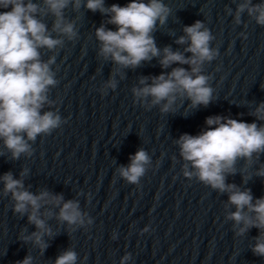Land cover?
Masks as SVG:
<instances>
[{
  "label": "water",
  "instance_id": "95a60500",
  "mask_svg": "<svg viewBox=\"0 0 264 264\" xmlns=\"http://www.w3.org/2000/svg\"><path fill=\"white\" fill-rule=\"evenodd\" d=\"M129 2L105 0V6ZM163 2L172 14L153 33L160 49L171 46L183 52L187 45H178L175 40L184 35V26L197 20L203 21L215 36L211 46L218 48L219 56L204 65V74L212 76L209 83L215 99L186 116L189 101L182 105L178 100L176 112L168 114L160 113L159 106L146 111L134 104L131 89L139 86L141 76L171 71V67L162 69L157 58L134 70L125 69V79L117 76L115 91L109 89L107 95H102L99 88L114 65L97 56L94 32L107 17L83 7L78 13L71 7L66 9V17L77 19L79 38L66 41L57 55L52 67L55 71L59 66V83L51 89L50 98L57 100L52 110L58 109L67 123L51 135L38 136L31 157L13 161L4 149L0 176L10 171L19 179L27 167L24 184L26 188L31 186L28 190L38 194L47 189L62 194L65 200H79L93 224L69 234L66 225L54 218L48 220L56 235L45 237L49 247L41 255L31 243L19 239L22 229L27 228L26 234H30L35 226L28 223L26 215L13 213L10 196H0V264H16L28 254L34 257L33 264H54L56 257L70 247L78 254L77 264H120L126 252L132 254L126 264H264V257L254 255L250 249L259 230L252 228L244 237L235 236L233 222L225 221L227 194L185 178L179 147L174 143L184 133L199 134L209 116L255 121L248 113L264 102V27L246 14L242 24L235 25L233 17L225 12L226 7L235 10L233 0ZM9 10L0 8V12ZM51 21L52 17L45 18L49 28ZM106 27L116 30L114 25ZM242 32L246 38L240 35ZM51 54L42 50L45 60ZM178 66L189 67H172ZM140 148L148 152L152 163L137 186L120 178L116 169L128 166L129 157ZM260 159L264 163V155ZM242 165L240 161L237 167ZM227 182L250 188L254 198L264 196V178L254 176L243 185L237 173L228 176ZM2 188L0 183V191ZM145 226L149 231L141 234ZM114 231L116 239L112 238Z\"/></svg>",
  "mask_w": 264,
  "mask_h": 264
},
{
  "label": "clouds",
  "instance_id": "9594fccd",
  "mask_svg": "<svg viewBox=\"0 0 264 264\" xmlns=\"http://www.w3.org/2000/svg\"><path fill=\"white\" fill-rule=\"evenodd\" d=\"M233 3L235 10L226 7L225 12L233 17L235 25H241L242 16L246 14L264 27V2L233 0ZM9 7L11 10L0 12V156L5 155L6 149L13 161L21 156L31 157L32 145L38 136L51 135L67 123L58 109L52 110L57 100L50 98V91L59 83L56 79L59 66L55 71L52 67L56 65L59 51L66 41L74 42L79 38L77 19L65 15L69 7L76 13L83 7L107 17L94 32L97 56L114 65L109 78L99 88L102 95H107L109 89L115 91L117 76L125 79V69L134 70L143 62L157 58L162 69L171 67V71L141 76L139 86L131 89L134 104L146 111L159 106L160 113L168 114L176 112L178 100L182 105L189 101L186 116L200 106L207 107L215 99L209 83L212 76L204 74V65L219 56L218 48L211 46L215 36L203 21L197 20L184 26V35L175 40L178 45H187L183 52L174 51L171 46L157 47L153 33L163 27L172 14L163 0H130L124 6L116 3L105 6V0H0V8ZM49 16L52 17L50 28L45 22ZM106 25H114L116 30ZM240 35L246 38L245 33ZM42 50L52 54L45 60ZM248 115L255 117V121L209 116L205 119L206 128L199 134L184 133L174 143L183 161L182 175L188 180L196 179L215 192L226 193L225 221L233 222L236 237H244L252 228L258 229L259 234L253 237L250 249L254 255L264 257V196L254 198L250 188L227 182L228 176L237 173L243 185L254 176L264 178V163L260 159L264 155V102L252 108ZM129 159L130 164L118 167L116 173L128 184L139 186L152 158L140 148ZM172 159L175 161L176 157ZM240 161L243 165L238 168ZM253 168L254 172H250ZM28 173L25 167L19 179L10 171L0 176L3 184L0 196H10L13 213L20 217L26 215L28 223L35 226L36 230L30 234H26L27 228L22 229L19 239L25 244L31 243L43 255L49 247L45 237L56 235L48 220L54 218L60 225H66L71 234L80 228L87 229L93 219L82 211L77 199L65 200L62 194L47 189L38 194L28 190L31 186L26 188L24 184ZM233 208L234 211L230 210ZM148 231L149 227L145 226L141 234ZM112 238L116 239L115 231ZM77 260V252L70 247L56 257L54 264H77ZM130 260L132 254L126 252L120 264ZM33 261L34 257L28 254L16 264H33Z\"/></svg>",
  "mask_w": 264,
  "mask_h": 264
}]
</instances>
